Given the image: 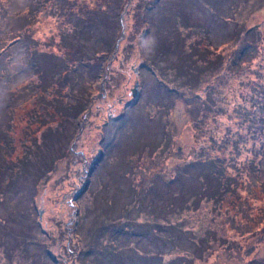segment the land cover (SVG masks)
Here are the masks:
<instances>
[{
  "label": "rangeland",
  "instance_id": "obj_1",
  "mask_svg": "<svg viewBox=\"0 0 264 264\" xmlns=\"http://www.w3.org/2000/svg\"><path fill=\"white\" fill-rule=\"evenodd\" d=\"M153 1L123 0L119 38L101 57L94 54L103 47L90 34L69 37L71 21L84 11L117 7L119 0H42L36 5L35 0H0V46L14 43L6 52L0 48V101H12L0 105V119L7 122L0 128V170L9 164L7 172L17 169L24 155L34 159L40 143L49 140L44 133L58 129V123L62 127L48 168L30 189L18 185L7 195L8 203L16 200L20 212H27L29 235H23L21 222L0 219V264H81L87 259L91 264H264V132L259 142V128L241 127L242 121L258 119L264 108L258 106L264 101V0H171L184 23L195 26L186 46L207 52L209 59L221 54L219 68L201 73L197 81L175 76L178 52L158 54V64L150 62L155 38H171L164 22L158 31V18L144 19ZM189 29L179 30L185 35ZM235 29L242 42H233ZM62 31L69 45L84 51L81 60L96 67L81 81L77 101H84L85 108L72 119L51 114L47 105L72 99L64 85L57 97L53 89L60 84L50 77L52 63L67 50ZM97 34L110 38V25ZM241 43L248 45L242 65L229 71L228 61ZM68 51L78 65L79 53ZM75 78L80 80L79 71L66 82ZM247 111L251 114L244 118ZM104 148L109 154L98 157ZM206 157L233 177V186L217 200L218 195L203 196L194 205L197 159ZM185 163L187 172L175 178L176 168ZM0 180L2 186L4 174ZM153 181L159 183L158 195L149 188ZM114 224L125 225L113 233ZM101 227L100 239H91Z\"/></svg>",
  "mask_w": 264,
  "mask_h": 264
},
{
  "label": "trees",
  "instance_id": "obj_2",
  "mask_svg": "<svg viewBox=\"0 0 264 264\" xmlns=\"http://www.w3.org/2000/svg\"><path fill=\"white\" fill-rule=\"evenodd\" d=\"M42 1V0H39ZM39 1L35 0V5L39 4ZM122 2L123 0H119V2H117V7H107L106 9L102 10V8L98 7L97 9L93 10V11H84V13H82V15L77 16L75 15L74 18L72 19V28L69 31V37H73L75 39L78 38H85L86 34H90L91 36H93V38L95 39V43L97 44V46L103 47V50H98L95 52V56H105L107 55V51L108 48L110 47V49L112 47H114L115 43L117 42L118 38H119V32L121 29V21H120V14L122 13ZM175 3H172L171 0H154L152 7L146 8L143 13L144 19H146L148 22H150V19H159L157 22H155V25L157 26L158 31H160L162 29V24L164 22V24L166 25V28H168V26L171 28V30H169V32L171 33V38H167L164 34H159L158 37L155 38V40L153 41L154 45H153V50L150 53L151 55H149L150 57V62H152V64H158V62L156 61L157 55L159 54L160 56H169L171 55V53L173 52H178V59L180 63L179 65L176 66L175 70H176V77H185L186 79L193 76L194 81H197L200 77L201 73L204 72H208V73H213L216 71V69L219 68L220 65H218L216 63V59L218 61H220L218 58L220 57L221 54H219V52H215L213 54V57L211 59H209V57L207 58V52L203 53V55L199 52L201 50H197L196 46L191 45L189 43L188 46H186V40L187 38L190 36V34L194 33V27L195 26H189L187 23H184V16H183V12L180 10V8H178V11L175 10ZM34 5V7H35ZM172 5V6H171ZM174 7V8H172ZM178 7H181V5H179ZM37 7H35L36 9ZM85 9V8H84ZM81 9V10H84ZM171 9V10H170ZM79 11V10H78ZM170 11V12H169ZM116 15L118 16V18L116 17ZM177 15L180 16V22L175 21L177 18ZM82 17H86L87 20L86 22H82ZM151 24V23H150ZM110 25V38H109V34H97V32L100 29H103L105 26H109ZM116 27V29L114 28ZM184 28H190L187 32V34H182L180 32L179 29H184ZM72 30H74L76 33H71ZM113 31V33H111ZM119 31V32H118ZM97 34V35H96ZM64 31H62V33H60V41H61V45H63L64 47L67 48L66 53L64 56H61V58L58 60L60 61L62 58L66 61V64L62 65V61L57 62V60L55 62L52 63L51 67H50V77L53 79V82L57 85L60 84V88L55 87L53 89V92L56 94L57 97L62 96V86L64 85L66 86L67 89V94L68 96H70L72 99L71 101H50V103H48L47 105L51 107V114H58L61 115L62 117H67V118H77L81 111L84 110L85 108V104L84 101H77V98H81L82 96V88H84V84H82V80H84V77L89 78L91 76V74H95L96 72H94L90 67H94L96 69V67L93 64H89V63H84V61L81 60L82 56V52L84 51H80L76 45H69V42L66 40V38H64ZM95 35V36H94ZM233 42H242V37L238 34V30L235 29L233 32ZM244 35V34H243ZM250 36L251 35V31L247 30L245 32V36ZM232 42V43H233ZM13 41H6L4 43H1V47H3L2 52H6L9 48L10 45L12 44ZM232 43H228L229 45ZM73 45V46H72ZM184 48H189L187 52L184 51ZM210 48V47H209ZM248 48L247 43H241L237 46V48L232 52L231 54V58L228 61V66L226 67L229 71L231 70H237L239 69V67H241V62L244 59V54H245V50ZM69 49H72L74 52L79 53L78 58H79V62L77 65V62L75 60H73V58H70L68 56L69 54ZM211 50V49H210ZM212 52V50H211ZM88 60H90V58H88ZM181 60V61H180ZM36 62V61H35ZM37 64V62H36ZM38 65V64H37ZM76 66H79L78 68H76ZM61 68V69H60ZM70 68L79 71V75H80V80H77V78H75L74 82L71 83H67L66 82V78L67 76H69V74H71V76L73 77V72L74 70H71ZM178 68V69H177ZM87 69V70H86ZM178 71L181 73L179 74ZM42 74V73H41ZM43 75V74H42ZM43 78V77H42ZM42 78L40 79L41 81ZM81 82V83H80ZM46 87V83L45 81L43 82L42 85H40V89L42 91H44ZM31 90V87H30ZM27 91H28V87H27ZM11 96L12 94H14L15 96L18 94L16 93H9ZM81 95V96H80ZM20 94H18L17 97H19ZM37 96V95H36ZM36 98V97H35ZM12 101H0V105L3 103L4 105H7L9 103H11ZM215 102V101H213ZM263 105L264 106V101H261L260 103H258V106L260 108V106ZM8 109V108H6ZM8 112V111H7ZM263 113V115H262ZM51 114H48V117H50ZM250 112L247 111L245 112L244 118H248V116H250ZM6 118L8 119V115H6ZM250 119V118H249ZM5 123V125H7L6 119H0V128H4V126H2V123ZM242 129H245L246 127H251L252 130L256 131V128H259V130L257 131L258 134L257 138H259V142L260 139L263 135L264 130L262 129L264 126V108L260 109L258 111V119H251V120H246V121H242ZM59 128L56 129L57 127L54 126V128H50L48 129L44 135L49 138V140H43L40 143V148L38 149V151L36 152V155L34 157V159L31 158H27V155H24L22 158L23 160H20V162L18 163V168L14 169L12 171H6L4 170L5 167L7 168H11V165H4L3 166V170H0V176H2L4 174V176L6 177V180L4 181L3 185H0V194L2 196V198H0V205L3 206L2 208L5 210V214L0 216V219L2 221V219L9 221V222H18V223H22L23 226H25V228H23L22 232L23 235H29L26 233L28 229V222H29V217L27 212L24 210L23 212H20L19 209V205L16 202V200H14V202L8 203L7 202V195L10 196L13 193V188H15L16 186L18 187V185H27L29 186H33L34 185V181L38 178V174L40 172H44L46 170V168H48V162L52 159V157L54 156V149H53V142L56 140L57 135H59V129H61L62 127L60 126V123H58L57 125ZM67 132V130H66ZM68 132L70 133V130H68ZM106 133L103 134V136H105ZM104 139V137H103ZM262 141V139H261ZM106 145H110L109 140L106 141L105 146ZM106 151V153H105ZM260 151V150H259ZM103 154H107L108 151L107 149H103L102 150ZM109 154V153H108ZM103 157V156H102ZM25 161V162H24ZM197 162L200 163V171L198 173H195V177H198V190H194L192 191L193 194V201L191 203H193L194 205L197 203L198 199L203 197V196H207V197H212V196H217L218 194L220 195L222 193V191L226 190L229 188V185H232V180L233 177L229 176V175H223V170L221 165L218 164L217 161H215L212 157H206V158H198ZM260 163V160L256 162ZM186 164L184 165H179L176 170H175V178L181 179L183 178V175L185 174V172H187L186 169ZM116 165H121V164H116ZM128 166L124 167L120 172L126 173L128 171ZM91 172V171H90ZM198 174V175H197ZM255 177V180H258V174H253ZM93 175L89 176L88 179L91 180ZM210 179H215L214 181V187L212 188H208L209 187V182ZM1 181V180H0ZM88 181V180H87ZM171 181V180H170ZM208 183V184H207ZM259 183V182H258ZM161 184H168V182L161 180ZM233 186V185H232ZM159 187V183L156 181H153L151 186H149V188L152 191H155V188ZM230 189V188H229ZM30 192V191H29ZM180 196V200L182 201V205L185 202V199L182 198V191L179 190L177 191ZM156 195H158L156 193V191L154 192ZM219 195L217 196V198L215 200L218 199ZM142 203V202H141ZM152 203V202H149ZM107 205V202H106ZM152 204H150V207ZM186 205V207H188V204H184ZM110 208V205H108ZM119 207H122V205L120 204ZM123 209V208H122ZM19 210V211H17ZM121 210V209H120ZM125 224H114L113 225V233L115 231H119ZM27 226V227H26ZM105 228H107V226H104ZM128 229L129 227L126 226ZM31 228V227H30ZM99 227H97L96 229H94V231H96ZM102 230L101 231H97L96 235L91 236V239H100V237H98L101 233L102 235V231L104 230L103 227H101ZM112 231L110 232V237H112L114 234L112 233ZM28 232V231H27ZM106 246V245H104ZM112 246H110L111 248ZM87 251V250H86ZM85 251V252H86ZM84 252V253H85ZM84 253H81L82 256H85ZM25 254H28L27 252H25ZM80 254L74 255V256H81ZM82 262V261H81ZM81 264H91L89 262V260L87 259L86 261L82 262ZM110 264H116L114 263L112 260H110Z\"/></svg>",
  "mask_w": 264,
  "mask_h": 264
},
{
  "label": "water",
  "instance_id": "obj_3",
  "mask_svg": "<svg viewBox=\"0 0 264 264\" xmlns=\"http://www.w3.org/2000/svg\"><path fill=\"white\" fill-rule=\"evenodd\" d=\"M136 88H137V82L134 83V87L132 89V96H135Z\"/></svg>",
  "mask_w": 264,
  "mask_h": 264
}]
</instances>
